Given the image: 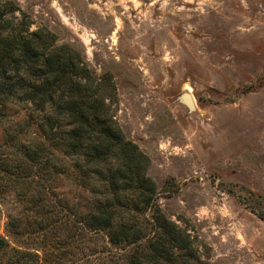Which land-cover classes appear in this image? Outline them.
I'll return each mask as SVG.
<instances>
[{"label":"rangeland","instance_id":"rangeland-1","mask_svg":"<svg viewBox=\"0 0 264 264\" xmlns=\"http://www.w3.org/2000/svg\"><path fill=\"white\" fill-rule=\"evenodd\" d=\"M13 1L30 29L80 51L101 79L158 206L200 257L264 264V0ZM59 190L86 193L66 179ZM15 206L7 192L0 233ZM94 246L88 264H125L105 236Z\"/></svg>","mask_w":264,"mask_h":264},{"label":"trees","instance_id":"trees-1","mask_svg":"<svg viewBox=\"0 0 264 264\" xmlns=\"http://www.w3.org/2000/svg\"><path fill=\"white\" fill-rule=\"evenodd\" d=\"M0 0V264H88L105 236L125 264H208L157 204L145 157L115 125L80 51ZM66 179L85 191L70 199ZM264 218V212L258 211Z\"/></svg>","mask_w":264,"mask_h":264},{"label":"water","instance_id":"water-1","mask_svg":"<svg viewBox=\"0 0 264 264\" xmlns=\"http://www.w3.org/2000/svg\"><path fill=\"white\" fill-rule=\"evenodd\" d=\"M178 99L183 102L184 104H186V106L189 108V109H192L194 108V102H193V99H192V96L190 93L188 92H181L179 95H178Z\"/></svg>","mask_w":264,"mask_h":264}]
</instances>
